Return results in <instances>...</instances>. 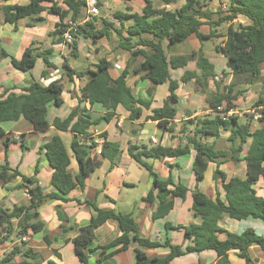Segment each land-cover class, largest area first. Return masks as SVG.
<instances>
[{
	"label": "trees",
	"instance_id": "1",
	"mask_svg": "<svg viewBox=\"0 0 264 264\" xmlns=\"http://www.w3.org/2000/svg\"><path fill=\"white\" fill-rule=\"evenodd\" d=\"M7 2L8 0H2ZM130 2L132 0H125ZM146 3L142 14H128L117 12L115 19L121 24L117 29L115 24L103 22L98 28L95 22H85L86 2L84 0H67L62 6L55 0H29L26 5H6L0 8L5 21L17 28L18 23L24 19L37 21L42 13L56 15L60 23L50 34L56 44L66 43L65 35L70 33L73 41L69 45L74 60L80 58L79 41L107 38L112 32L117 34L119 48L130 54V63L119 78L113 79L110 75L112 62L102 59L95 69L74 71L65 64V73L69 79L75 77L86 78L87 82L81 88L80 104L87 102L90 106L102 105L107 115L97 117L86 109L78 107L62 120L56 119L53 123L58 130L69 131L74 135L72 151L78 163L79 173L73 175L70 171L71 156L66 145L59 135L54 136L41 149L53 169L51 180L55 191L45 194L36 177H25L19 171L13 170L9 165L0 166V184L5 185L22 178L20 189L25 188L31 197L30 206H18L13 210L0 205V227L6 235H12L15 230L13 221H17V236H32L43 230L44 224L40 220L39 210L50 200L66 202L68 196L75 189H86V179L102 166L104 160L111 164L110 170L117 165L121 157V146L116 142L107 141V134L103 133L105 142L99 156L94 154V139H89V129L96 128L102 123H109L116 115L120 106L130 113L128 120L136 121L143 116V109L150 110L151 102L138 98L128 86L127 79L131 74L140 76L153 85L169 83L171 98L163 108L152 110L148 120L158 122L163 133L174 131L173 122L179 110L171 104L172 99L178 100L175 95L179 88V81L171 77V70L183 69L191 62H196L199 72L186 71L180 83L187 84L194 81L205 95V107L209 114L197 116L187 121L186 128L191 129L182 145L177 148L159 145L130 146L129 154L139 165L148 170L153 178L154 188L158 190L157 210L153 219L166 218L175 207V200H186L189 192L192 193V212L199 217L201 224L189 226H174L166 223V229L184 233V238L191 242L185 248L173 243L167 237L164 241H153L140 236L139 225L131 213H121L115 210L99 208L96 201L85 200L92 211L90 223L79 229V234L72 240L75 252L80 261L88 263L86 250L95 239L96 230L110 220H116L121 228V235L109 245L102 246L104 251L102 261L120 251L126 250L132 240L147 250L168 248L170 253L165 257L150 258L143 251H137V264H171L175 259L189 255L214 252L217 256L216 264H231L229 254L238 251L240 258L246 264H256L250 255V248L258 245L264 251V237L253 229L242 233L230 232L221 226L224 218L237 221L248 219L261 220L264 223V197L258 194L256 186L264 181V0H228L225 9L219 8L217 13L212 12L207 4L208 0H186L181 8L175 11L156 9L158 0H143ZM167 5L177 3V0H162ZM51 4L50 7L44 4ZM99 7L103 3L98 1ZM68 22L77 24L76 30H69ZM211 27L210 34L201 31L202 26ZM227 26L226 32L220 29ZM195 35L200 41L223 39L215 47V51L226 59V67L217 73L216 66L210 61L203 50L192 51L187 55L168 56L169 47L185 42ZM168 42V49L164 43ZM50 50L41 54L30 47L25 51L21 60L12 59L13 65L22 71H30L36 65L38 58H43L46 67L50 68L48 59ZM4 57H8L5 53ZM139 62L135 67L133 63ZM232 74L235 79H241L245 85H259L260 93L254 105V114H232L226 120L224 115L235 110V102L243 96L235 82L231 85H221L220 80ZM48 73L43 72L46 78ZM215 85V91L210 85ZM1 89V87H0ZM4 98L0 100V139L5 136L4 123L18 122L20 119L29 121L36 132H43L50 128L48 121L49 107H61L64 104V86L60 81H54L48 86L32 83L23 89V93H10L4 91ZM223 107V112L218 108ZM249 114V115H248ZM185 133V131H183ZM228 134L229 149L217 148L216 141ZM81 139L83 142H81ZM195 152L193 172L196 178L194 190L179 183L172 177L167 180L160 178L149 160H164L167 158L179 159ZM148 160V161H147ZM239 164L244 162L247 168L246 179L239 177L229 178L220 169L214 173V180L221 181L224 199L218 193L215 200L209 198L201 189L210 163L222 165L226 162ZM38 171L36 172V174ZM151 191L146 200L153 203ZM59 218L66 222L62 226L63 233L73 229L63 212L58 211ZM27 243L22 241L7 253L0 264H42L39 254L25 248ZM120 246V248H117ZM115 249V250H113ZM113 250V251H112ZM112 251V252H110ZM107 252H110L106 254ZM22 257L21 263H16V257Z\"/></svg>",
	"mask_w": 264,
	"mask_h": 264
},
{
	"label": "crops",
	"instance_id": "2",
	"mask_svg": "<svg viewBox=\"0 0 264 264\" xmlns=\"http://www.w3.org/2000/svg\"><path fill=\"white\" fill-rule=\"evenodd\" d=\"M55 1L62 6L67 0ZM84 1L86 2L87 0ZM97 1L103 3L102 7L98 5L100 15L97 18H99L102 13L100 17L101 21L97 18L93 21L98 28H101L105 21L115 24V27L120 29L121 24L115 19V13L142 14L146 6L143 0H132L130 2H126L125 0ZM28 2L29 0H8L7 2L0 0V8L6 5H26ZM227 2L228 0H208L207 4L212 12L217 13L219 8L225 9ZM185 3L186 0H177V3L167 5L162 0H158L154 7L156 9L175 11L184 6ZM44 5L47 7L51 6L49 3ZM87 12L88 9L86 7V16ZM59 23L60 18L58 16L49 15L44 12L41 15V19H37V21L31 19L21 20L17 28H15V26L5 21L4 14L0 11V100L4 98V91L6 89H9L10 93L19 95L23 93V89L34 82L40 83L43 86H48L54 81H60L64 86V104L61 107H49L48 121L51 126L48 130L36 132L32 124L23 118L18 122L7 123V126H2L5 130V136L0 139V166L9 165L11 169L19 171L25 177H36L45 194L54 192L55 188L51 184L53 169L45 156V152L41 149L54 136L59 135L68 149L71 156L70 171L72 174L77 175L79 173L78 163L72 151L74 135L69 131L65 132L58 130L53 126L54 121L58 118L62 120L66 119L70 113L78 107L86 109L90 114L97 117L105 116L108 112L100 104H95L93 106H90L87 102L80 104L81 88L85 85L87 79L75 77L74 80H71L66 73H62L61 68L67 64L72 70L78 72L86 71L87 69L94 70L100 60L106 59L112 62V67L109 72L111 77L115 80L120 77L124 69L130 63V54L119 48V40L115 32H112L110 39L103 38L97 41L80 40V58L74 60L71 56L69 45L66 43L56 44V39L54 40V38L50 37V34L56 29ZM201 31L206 35L210 34L211 27L204 25ZM220 32H223V28L220 29ZM113 37L117 38L114 48H110L109 50L105 48L101 49L105 46L103 42L104 39L109 41ZM192 39H195L197 43V47L192 49V51L203 50L204 52L203 42L195 35L191 36L186 41ZM222 40L223 39H220V42ZM164 45L165 48L168 49V42L164 43ZM176 46L177 44L169 47V57L181 56V53L175 52ZM30 47L34 48V50L40 54L50 50L48 59L51 63V67H46L44 59L41 57L37 59L35 67L30 71L17 69L13 65L12 59L21 60L25 51ZM105 52L106 56H102ZM5 53L8 57L3 56ZM209 59L216 66V69L217 65L214 62L218 61L222 71L225 70L223 64L225 63L226 65V59L221 54L216 52L214 62L210 57ZM73 60L75 61V66L73 65ZM138 63L139 62L133 63L132 67H135ZM37 69H39V75L35 74ZM44 71L48 73L46 78L42 77ZM175 71H181L183 74H180L179 77H175ZM186 71L199 72L196 62L189 63L188 66L183 69L171 70L172 79L174 81H179L180 84L175 95L179 102L180 100L184 101L183 103L185 106L183 107L184 109L182 108V111L178 109L179 113L173 122L174 131L172 133H164L165 135L160 140V144L164 147L177 148L182 145L186 135H189L191 131V129L186 128L187 121L197 116H202L203 114H209V110H202V107L205 105V95L202 94L200 87L194 81L187 84L180 83ZM217 73L221 72L217 70ZM226 73L229 74L227 67ZM234 79L232 74L228 75L224 85H231ZM141 82H146V80L134 74H131L127 79V84L133 90L136 97L151 102V109H143V116L139 120L133 122L129 121L128 118L130 113L120 106L111 122L102 123L96 128L92 127L88 130L90 133L89 139L101 137L103 133H106L107 141L116 142L121 146L122 154L117 165L113 170H110V162L104 160L100 169L92 173L86 179L85 190L80 188L75 189L70 193L66 202L50 200L39 210L40 220L43 222L44 228L39 233L33 234L28 240H25L27 243L25 248H30L39 254L42 264H84L77 257L72 240L79 234V229L88 225L93 217V211L86 204L81 203L85 200L96 201L101 209L133 214L140 228V236L144 239L164 241L169 237L174 244L183 246L184 248L188 244H191L190 241L184 238V233L182 231H167L166 223L170 222L174 226L201 224L202 220L196 217L192 212V193L189 192L185 201L176 199L174 210L166 218L154 220L153 214L157 210L158 205V200L156 199L158 190L154 188L153 178L148 170L139 165L129 154L130 146L150 145L140 136V133L143 135L149 134V129L146 128V124L152 123L157 125L158 128V122L148 120V118L152 116V110L163 108L171 98L169 83L153 85L148 81L150 84L145 87L140 84ZM235 83L237 87L244 92V95L235 102L236 109L233 110L232 113L243 115L248 113L249 110L247 107L252 101H254L255 104L258 101L260 87L258 84L245 85L242 84L241 81ZM210 89L215 91V86L211 84ZM204 109H206V107H204ZM127 123L131 124L130 128L127 127ZM183 131H185V133H183ZM227 138L228 134H224L222 139L216 141L218 149H229L230 146L226 141ZM150 139L151 138H149V142ZM81 142H83L82 139ZM100 150L102 149H97L94 154L99 156ZM194 158L195 152L192 150L189 155L179 159L167 158L164 160H149L148 163L154 167L156 172L158 170L160 171V174L157 173L163 180L172 177L176 184L181 183L190 190H194L196 185L194 172L193 175H190L192 185H187L185 179V174L189 169H192ZM142 169L147 171L146 187L142 191L140 197H136L135 190L138 187L137 184L141 183V179L145 175ZM217 169L225 172L229 178L239 177L241 179H246L247 176V168L244 162L235 164L229 161L220 166L210 163L205 179L200 184V189L213 200L217 198L218 193L221 198L224 199L221 181L214 180V173ZM37 171L38 173L36 174ZM207 178H210L209 182L203 186ZM21 184V177H17L5 185L0 184V205L2 207L13 210L18 206H30L31 197L25 188L20 189L19 186ZM256 188L258 194L264 197V181H260ZM151 191L154 192L153 203L146 200ZM58 211L63 212V215L68 218V226H73L72 230L63 233L62 226H66L67 223L59 218ZM255 220L256 219L251 218L244 221H237L226 217L222 220L221 226L230 232L242 233L247 229H253L258 234L259 232L261 234V232L264 231V223L252 222ZM13 223L16 228L12 235H6L2 232V228L0 227V262L16 245H20L22 241H24L23 237L17 236L18 222L14 220ZM120 235L121 228L116 220H110L100 226L96 230L95 239L89 244L86 250L88 256L87 264H137L138 250L145 252L150 258L165 257L170 253V249L168 248L154 250L144 249L140 247L136 241L132 240L126 250L111 255L106 260L98 263L104 253L102 246L111 244L119 238ZM118 248H120V246L115 249ZM249 252L251 257L256 260V264H264V251L260 246H252ZM229 259L231 264H246V262L240 258L238 251H231ZM22 261L23 259L20 256L15 259L16 263H21ZM216 262V254L209 251L177 258L171 264H216Z\"/></svg>",
	"mask_w": 264,
	"mask_h": 264
},
{
	"label": "rangeland",
	"instance_id": "3",
	"mask_svg": "<svg viewBox=\"0 0 264 264\" xmlns=\"http://www.w3.org/2000/svg\"><path fill=\"white\" fill-rule=\"evenodd\" d=\"M101 16H102V13H101ZM100 16V17H101ZM97 18L98 20L100 19V21H101V18ZM98 22V21H97ZM223 32H226V26L225 27H223ZM117 40V38H112L111 40H109V41H107V40H105L104 39V44H105V46L104 47H102L101 49H106V50H109L110 48H114V46H115V42H117L116 41ZM203 44H204V52H205V54H207V57L209 56L211 59H212V61L214 62V58H215V56H216V51H215V47L217 46V45H219L220 44V40L219 39H215V40H211V41H204L203 42ZM197 47V43H196V40L195 39H192V40H190V41H186V42H183V43H179V44H177V46L175 47V52L177 51V52H179V53H181V55H187V54H189L191 51H192V49H194V48H196ZM172 51H174V50H172ZM102 56H106V52L104 53V54H102ZM208 57V58H209ZM224 61H225V59H224ZM73 62V65L75 66V61L73 60L72 61ZM226 62V61H225ZM216 65H217V70L219 71V72H222V69H221V66H220V64H219V62L218 61H216V62H214ZM223 66L225 67V72H226V65H225V63L223 64ZM61 70H62V73H65V69H64V66L61 68ZM35 74L36 75H39V69H37V71L35 72ZM182 75L183 73H181V71H175L174 72V76L175 77H179V75ZM227 76H228V74H227ZM224 78H221V80L219 81L220 82V84L221 85H224V82L227 80V77H226V75L225 76H223ZM239 81H242L241 79H234L233 80V82H239ZM69 84H71V83H69ZM141 85H143V86H148L150 83L148 82V81H146V82H141L140 83ZM215 86V85H214ZM67 89V88H66ZM66 91V90H65ZM67 94V93H66ZM243 95H244V92H243ZM64 96V95H63ZM184 101L183 100H180V102H179V104L178 105H176L177 106V108L178 109H180V111H182V108L185 106V104L183 103ZM205 104V103H204ZM254 105H255V103H254V101H252L251 103H250V105L247 107V109L249 110L248 111V113L249 112H252V111H254ZM204 107H205V105L202 107V110L203 111H205L206 109H204ZM184 109V108H183ZM249 114H252V113H249ZM248 114V115H249ZM2 126H7V123L6 124H3ZM130 126H131V124L130 123H127V127L128 128H130ZM146 128H148L149 129V134H146V135H143V134H141L140 133V136L146 141V143H148V144H150V142H149V138H153L152 136H156L159 140H161L162 138H163V136L165 135L164 133H163V131H162V129H160L159 127L157 128V125H155V124H146ZM108 161V160H107ZM148 161V160H147ZM152 161V160H151ZM107 164H109L108 162H106ZM140 168V167H139ZM98 169H100V168H98ZM97 169V170H98ZM96 170V171H97ZM95 171V172H96ZM142 171L144 172V177L141 179V183H139V184H137V189L135 190V194H136V197L137 196H139L140 197V195H141V193H142V191L144 190V188L146 187V174H147V171L145 170V169H142ZM159 174H160V171L158 170L157 171ZM193 175V170L192 169H189V171L185 174L186 175V183H187V185H192L191 183V179H190V175ZM209 179L210 178H207L206 179V181L203 183V186H205L208 182H209ZM208 193H210V192H208ZM211 194V193H210ZM252 222H261L262 224H263V222L261 221V220H255V221H252ZM259 235H261V236H264V231L263 232H261V234H260V232H259Z\"/></svg>",
	"mask_w": 264,
	"mask_h": 264
},
{
	"label": "built area",
	"instance_id": "4",
	"mask_svg": "<svg viewBox=\"0 0 264 264\" xmlns=\"http://www.w3.org/2000/svg\"><path fill=\"white\" fill-rule=\"evenodd\" d=\"M86 5H87V9H88V12H87V16H86V19H85V22H93L99 15H100V10L98 8V1L97 0H87L86 1ZM68 24L71 26L69 30H76V27H77V24L75 23H72V22H68ZM65 39H66V44H70L72 43L73 41V36L70 34V33H67L65 35ZM224 111V108L223 107H219L218 108V112H223ZM210 113V111H209ZM249 113H252L254 114L255 112L252 111V112H249ZM232 111L225 114L224 116V119L226 120L227 118H229L231 115H232ZM94 143H95V148L93 149V151L95 152L97 149H102V145L104 143V139L102 137H97L94 139ZM150 143L152 145H159L161 142L160 140L157 138V137H153L150 139ZM101 154V150H100V153ZM31 236H25L23 237V240H28Z\"/></svg>",
	"mask_w": 264,
	"mask_h": 264
},
{
	"label": "water",
	"instance_id": "5",
	"mask_svg": "<svg viewBox=\"0 0 264 264\" xmlns=\"http://www.w3.org/2000/svg\"><path fill=\"white\" fill-rule=\"evenodd\" d=\"M178 103H179V101L176 100V99H172V100H171V104H172L173 106L177 105Z\"/></svg>",
	"mask_w": 264,
	"mask_h": 264
}]
</instances>
